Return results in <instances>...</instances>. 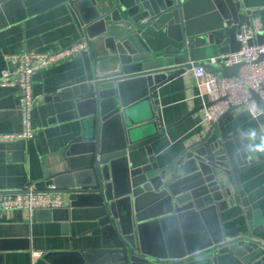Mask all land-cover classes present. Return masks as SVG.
<instances>
[{
    "label": "water",
    "instance_id": "95a60500",
    "mask_svg": "<svg viewBox=\"0 0 264 264\" xmlns=\"http://www.w3.org/2000/svg\"><path fill=\"white\" fill-rule=\"evenodd\" d=\"M71 4L88 26V38L102 39L106 52L99 61L113 68L74 88L83 131L67 154L88 155L90 162L50 179L68 206L47 212L66 222L97 221L100 249L69 254V260L55 253L44 259L50 264H264V239L254 238L253 224L247 234L228 237L221 223L227 200L237 194L243 198L240 174L254 164V153L245 150L247 140L225 127L237 108L188 142L167 166H159L152 148L196 112L164 126L156 116L154 93L194 67L236 77L241 65L219 66L209 59L238 52L237 33L251 19L264 25V0ZM257 42L263 44L264 35ZM252 96L264 113L260 97ZM143 110L150 116L137 117ZM242 203L249 207L246 199ZM247 217L254 218L250 207ZM191 225L198 228L197 236ZM162 231L170 238L163 240Z\"/></svg>",
    "mask_w": 264,
    "mask_h": 264
},
{
    "label": "crops",
    "instance_id": "0c3cea01",
    "mask_svg": "<svg viewBox=\"0 0 264 264\" xmlns=\"http://www.w3.org/2000/svg\"><path fill=\"white\" fill-rule=\"evenodd\" d=\"M87 27L71 0H0V73L15 66L10 61L12 56L27 52L50 54L88 38ZM89 42L88 52L33 75L35 136L0 142V193H17L28 186L46 191L54 188L49 181L55 175L70 167L89 164L88 155L67 154L71 142L83 131L74 88L95 81L113 68L99 61L106 52L102 39L95 37ZM202 92L192 71H188L154 93L156 116L164 126L173 125L196 111L152 145L160 167L172 163L188 142L209 128L203 120ZM144 115L149 117L150 112L143 110L137 117ZM225 127L229 134L237 133L240 137L253 129L264 134V116L255 120L248 111L237 108L227 116ZM23 131L19 91L0 87V135ZM253 159L254 164L239 177L243 198L239 194L229 198L228 208L220 214L228 237L247 234L251 223L254 238L264 239V154L254 153ZM61 195L66 208L67 197ZM243 199L254 213L252 220L247 217L249 207L243 205ZM47 211H39L33 218L24 210L0 211V264H50L44 259L48 253L69 260L72 257L69 254L100 249V232L95 230L97 221L66 222L51 217ZM190 228L193 232L198 230L193 225ZM167 233L160 234L163 240L170 238Z\"/></svg>",
    "mask_w": 264,
    "mask_h": 264
},
{
    "label": "built area",
    "instance_id": "2783aa9c",
    "mask_svg": "<svg viewBox=\"0 0 264 264\" xmlns=\"http://www.w3.org/2000/svg\"><path fill=\"white\" fill-rule=\"evenodd\" d=\"M261 35H264V25L260 18H253L249 23L242 25L237 33V40L241 44L238 52L209 59L211 64L219 66L241 65L236 77H219L207 72L203 67H194L191 70L197 86L203 91V120L209 125L217 123L231 107L248 111L255 120L264 116L252 96L253 92L256 93L264 103V58L260 59L264 56V43L257 42ZM89 50V39L84 38L54 53L27 52L10 58L15 66L0 73V87L19 91L24 131L20 134L0 135V142L32 139L35 136L32 129V112L36 105L33 75L41 69ZM63 207L62 195L56 192L55 188L38 191L28 186L17 193H0V211L24 210L33 218L39 211Z\"/></svg>",
    "mask_w": 264,
    "mask_h": 264
},
{
    "label": "clouds",
    "instance_id": "9594fccd",
    "mask_svg": "<svg viewBox=\"0 0 264 264\" xmlns=\"http://www.w3.org/2000/svg\"><path fill=\"white\" fill-rule=\"evenodd\" d=\"M247 140L245 150L252 153L264 154V134H258L256 130H248L241 134L242 142Z\"/></svg>",
    "mask_w": 264,
    "mask_h": 264
}]
</instances>
